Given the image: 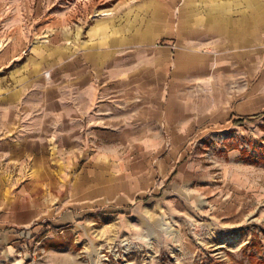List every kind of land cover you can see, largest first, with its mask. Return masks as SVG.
I'll return each mask as SVG.
<instances>
[{"label":"crops","instance_id":"1","mask_svg":"<svg viewBox=\"0 0 264 264\" xmlns=\"http://www.w3.org/2000/svg\"><path fill=\"white\" fill-rule=\"evenodd\" d=\"M100 1L77 28L60 0H0V189L129 207L198 175L194 137L264 113V0Z\"/></svg>","mask_w":264,"mask_h":264},{"label":"rangeland","instance_id":"2","mask_svg":"<svg viewBox=\"0 0 264 264\" xmlns=\"http://www.w3.org/2000/svg\"><path fill=\"white\" fill-rule=\"evenodd\" d=\"M68 1L58 6L71 26L100 13V0ZM234 124L191 141L188 174L198 175L129 207L85 209L32 175L3 181L0 264H264V113Z\"/></svg>","mask_w":264,"mask_h":264}]
</instances>
